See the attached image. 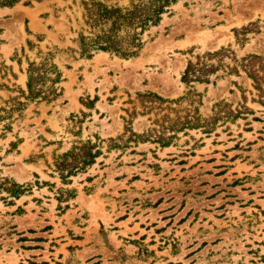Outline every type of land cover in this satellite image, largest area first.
I'll use <instances>...</instances> for the list:
<instances>
[{"label":"rangeland","instance_id":"rangeland-1","mask_svg":"<svg viewBox=\"0 0 264 264\" xmlns=\"http://www.w3.org/2000/svg\"><path fill=\"white\" fill-rule=\"evenodd\" d=\"M82 1L0 8V264H264V98L239 67L264 58V0H179L129 59L81 56ZM222 47L232 55L208 83L181 82ZM43 62L61 95L29 102L27 68ZM148 93L168 101L162 111L142 106ZM220 108L241 114L156 143L163 116ZM88 142L101 155L63 182L57 163Z\"/></svg>","mask_w":264,"mask_h":264},{"label":"trees","instance_id":"trees-1","mask_svg":"<svg viewBox=\"0 0 264 264\" xmlns=\"http://www.w3.org/2000/svg\"><path fill=\"white\" fill-rule=\"evenodd\" d=\"M22 0H0V8H13ZM39 1V0H38ZM179 0H135L128 8L108 6L99 0L82 1L84 25L88 29V36L80 32L77 44L80 54L90 59L93 53L102 52L117 56L121 59H129L138 56L143 43L142 36L151 27H155L161 21L162 15L168 8ZM25 5H30L25 2ZM256 25L251 23L239 30H234L236 40L244 43L245 36L253 31ZM241 36V38H239ZM232 53L220 48L214 52H206L203 57L209 61L217 59V65L201 62L202 57H197L195 63L188 62L181 76V82L186 86L191 83H208L209 77L215 74L223 66V61ZM234 60V59H233ZM236 61V60H235ZM239 67L246 73L254 83V87L264 98V58L249 54L240 59ZM230 73L238 74L236 68H231ZM61 73L53 63L43 62L40 65L30 63L27 68L26 95L22 93L25 100L29 102L45 101L52 102L61 95V89L57 85L61 82ZM141 104H149L152 109L162 111V105L168 101L153 94H140ZM157 104V105H155ZM264 104V102H263ZM17 105L22 104L17 102ZM220 107V104L217 105ZM247 110V109H245ZM197 114V113H195ZM240 112L234 114L232 111H223L220 108L214 116L208 120H202L200 116L189 114L183 117H176L171 120L163 116L161 120L162 134L157 136L156 143L166 146L174 139V135L166 136L165 133L177 134L181 131L202 129L204 133H211L216 123L222 119L235 120ZM135 136V135H132ZM101 155L91 143L74 147L66 153L56 165V172L60 179L65 182L77 173H85L91 167L96 158ZM10 194L18 196V192Z\"/></svg>","mask_w":264,"mask_h":264},{"label":"crops","instance_id":"crops-1","mask_svg":"<svg viewBox=\"0 0 264 264\" xmlns=\"http://www.w3.org/2000/svg\"><path fill=\"white\" fill-rule=\"evenodd\" d=\"M0 10H4V9H0Z\"/></svg>","mask_w":264,"mask_h":264}]
</instances>
